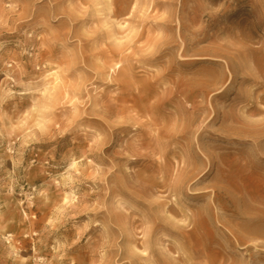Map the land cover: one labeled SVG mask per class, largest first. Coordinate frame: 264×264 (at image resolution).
<instances>
[{
  "label": "rangeland",
  "instance_id": "obj_1",
  "mask_svg": "<svg viewBox=\"0 0 264 264\" xmlns=\"http://www.w3.org/2000/svg\"><path fill=\"white\" fill-rule=\"evenodd\" d=\"M96 1L0 0V264H264V193L235 186L264 132L231 125L264 93V0H129L112 83Z\"/></svg>",
  "mask_w": 264,
  "mask_h": 264
},
{
  "label": "bare ground",
  "instance_id": "obj_2",
  "mask_svg": "<svg viewBox=\"0 0 264 264\" xmlns=\"http://www.w3.org/2000/svg\"><path fill=\"white\" fill-rule=\"evenodd\" d=\"M129 0H121V6L118 7L116 5L115 0H97L95 2V5L97 6V12H103L105 11L107 15H105V18L103 20V26L106 29V34L109 37V39H112V41L115 42V45L110 46L105 54L98 57V62H101V60L104 59L103 65L108 64V70H107V79L112 83L114 82L113 74L116 73L119 68L121 67V63L124 60L128 59V55L124 52L127 50L128 44L134 40V38L140 39L143 36V31L136 32L134 35V31L130 29V24L128 21H121L118 19L120 15H122L126 11V6L128 4ZM172 40L167 39V43L171 42ZM154 44V43H153ZM119 56V58H118ZM255 64V61H254ZM252 69H255L254 65H251ZM256 70V69H255ZM254 70V71H255ZM228 71L231 72L230 66H228ZM10 77V76H9ZM223 79L219 78V80ZM259 81H257V84L254 85L249 92L247 93L246 97L244 98L247 102V105L245 109H243V112L245 110L247 111L246 114H242V118L239 115H231V125L232 127H238L242 131L248 132V133H255V134H262L264 132V117L261 119H254L256 117V114H261L264 111V93L260 94L258 92V88L263 86V83L260 82V78H257ZM222 90L219 91V94H221ZM21 93H26V91H22ZM218 94V95H219ZM135 103V102H134ZM112 107V106H111ZM109 107V110H116L120 111L119 106H113L112 108ZM111 110V111H112ZM151 142H143L141 147L144 145H150ZM167 144L160 143L159 148H165ZM145 155L143 153H137L136 156H133L131 161L133 163L140 162ZM72 168L78 167V161L75 159L71 163ZM239 175L238 178H240V181L235 182V186L239 188L240 190H246L247 192L253 194L255 191H261L264 193V173L259 171V167L256 166V164H240L238 169ZM65 177H72V174L70 172L65 174ZM181 178V177H180ZM175 182L174 185L165 184L168 185V188L171 190H177L182 189L184 186V179H180ZM243 182H248V185H244ZM181 203L174 198L171 203L168 204L167 209L166 207L163 208V211L168 214L166 219H172L173 221L170 223L172 227H177L180 229V226L183 227V224H181V220H176L175 217L168 212V210L175 211L177 213H183L184 209L181 207ZM154 207L155 206H150ZM157 208V207H156ZM24 214L27 215L26 211H24ZM264 220L263 217H255L254 220H252V223L249 225L250 230H253V232H259L261 231L262 234H264V228L262 226H257V224H261V222ZM165 220H161L157 216L154 218L153 223H155L156 227L159 225H162ZM169 224V223H168ZM164 225V224H163ZM166 227V225H164ZM180 235L184 238L188 235L185 231L180 232ZM10 242V241H9ZM12 249H15L14 245H11ZM147 249L142 250V252H146Z\"/></svg>",
  "mask_w": 264,
  "mask_h": 264
}]
</instances>
